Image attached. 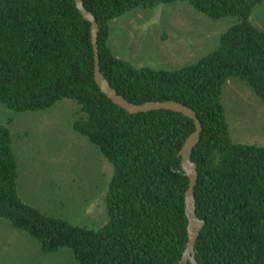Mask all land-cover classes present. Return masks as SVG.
Instances as JSON below:
<instances>
[{
    "label": "trees",
    "instance_id": "trees-1",
    "mask_svg": "<svg viewBox=\"0 0 264 264\" xmlns=\"http://www.w3.org/2000/svg\"><path fill=\"white\" fill-rule=\"evenodd\" d=\"M99 25L101 71L129 101H179L202 124L192 153L196 213L204 221L197 264H264V144L235 142L224 87L241 79L264 101V30L252 11L264 0H83ZM186 2L213 20L236 17L217 48L174 69L137 67L117 57L110 22L138 7ZM69 99L83 115L75 131L112 163L107 221L80 225L43 212L19 191L11 130L0 123V219L40 244L43 253L70 250L78 264L182 262L189 242L190 177L180 151L195 121L170 109L131 113L95 79L91 22L76 0H0V102L12 111H40Z\"/></svg>",
    "mask_w": 264,
    "mask_h": 264
},
{
    "label": "rangeland",
    "instance_id": "rangeland-1",
    "mask_svg": "<svg viewBox=\"0 0 264 264\" xmlns=\"http://www.w3.org/2000/svg\"><path fill=\"white\" fill-rule=\"evenodd\" d=\"M264 30V4L252 11ZM236 17L213 20L186 2L138 7L114 18L109 45L137 67L174 69L198 62L217 48ZM232 138L264 144V101L241 79L224 87ZM83 113L74 100L40 111L18 113L0 102V123L13 135L22 198L48 214L75 224L102 226L107 221L106 193L112 163L73 123ZM0 264H78L70 250L43 253L40 244L0 219Z\"/></svg>",
    "mask_w": 264,
    "mask_h": 264
},
{
    "label": "water",
    "instance_id": "water-1",
    "mask_svg": "<svg viewBox=\"0 0 264 264\" xmlns=\"http://www.w3.org/2000/svg\"><path fill=\"white\" fill-rule=\"evenodd\" d=\"M78 8L83 13L84 17L91 22L92 43L95 51V79L102 91L111 98L116 104L125 108L131 113L147 112L152 110L170 109L189 116L195 121L196 129L185 141L180 154L183 157V169L190 177V185L186 192V211L189 217V242L184 251L182 262L191 260L193 264H197L194 252L195 244L201 229L204 226V221L199 219L196 213V201L194 197V189L198 181L197 164L192 161V153L195 146L201 140L202 124L193 108L175 100L167 101H147L141 104H136L126 99L120 94L107 80L101 71L100 56L98 50V30L99 25L96 16L88 10L83 0H76Z\"/></svg>",
    "mask_w": 264,
    "mask_h": 264
}]
</instances>
